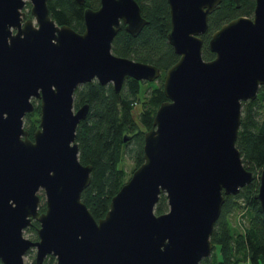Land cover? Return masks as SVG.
I'll use <instances>...</instances> for the list:
<instances>
[{
	"label": "water",
	"instance_id": "water-1",
	"mask_svg": "<svg viewBox=\"0 0 264 264\" xmlns=\"http://www.w3.org/2000/svg\"><path fill=\"white\" fill-rule=\"evenodd\" d=\"M30 3L32 17L23 7ZM83 4L85 0H76ZM221 0H167V40L177 60L163 76L166 99L143 133V161L96 219L81 199L91 164L78 158L75 129L88 104L73 108L76 86L92 78L154 80L159 66L118 55L111 44L121 23L136 35L148 19L137 0H100L86 6L84 28L57 23L47 0H0V261L27 264H198L225 194L254 173L236 145L242 101L264 84V0L252 15L215 29L202 55L208 14ZM239 5V0H234ZM39 99V125L28 136L24 117ZM129 136L124 135L126 140ZM255 196L264 212V167ZM45 194L39 210L38 190ZM160 192L168 209L154 210ZM37 220V238L23 234Z\"/></svg>",
	"mask_w": 264,
	"mask_h": 264
},
{
	"label": "trees",
	"instance_id": "trees-1",
	"mask_svg": "<svg viewBox=\"0 0 264 264\" xmlns=\"http://www.w3.org/2000/svg\"><path fill=\"white\" fill-rule=\"evenodd\" d=\"M137 1L148 21L136 35L129 33L121 23L112 40V52L153 63L160 67L163 77L165 70L178 58L166 37L170 28L168 2ZM99 4L100 0H85L83 4L76 0H47L51 17L57 23L68 24L78 31L84 28V8H96ZM254 5L255 0H239V5L234 0H221L209 12L207 29L202 34V55L205 59L214 56L208 45L212 32L234 17L252 15ZM28 16H31L29 11ZM164 99L162 82L147 91L139 80L131 78L124 82L118 92L111 85L101 84L97 80L75 90V104L82 101L89 103L86 116L76 126L75 139L79 160L91 164L90 182L82 190L81 199L96 219L104 216L111 197L130 176L126 175L122 166L124 155L132 160L133 169L143 161V133L151 126L155 110ZM137 100L141 107L136 119L132 107ZM242 105L236 145L244 166L253 171L254 177L237 193H224L221 211L210 236L212 253L203 257L198 264H264V212L255 196L259 185L258 174L264 167V84L260 85L255 98L243 100ZM39 112V103H36L34 109L27 113L24 126L30 136L36 128L30 115ZM124 135H131V138L129 136L124 140ZM44 209L45 206L40 205L39 210ZM167 209L166 195L160 192L154 210L161 213ZM234 211H240L237 222L230 218V213ZM38 224L37 220H32L28 227L35 233L33 239L37 238ZM55 262V256L48 254L39 264ZM0 264L3 263L0 261ZM27 264H37L35 257Z\"/></svg>",
	"mask_w": 264,
	"mask_h": 264
},
{
	"label": "rangeland",
	"instance_id": "rangeland-1",
	"mask_svg": "<svg viewBox=\"0 0 264 264\" xmlns=\"http://www.w3.org/2000/svg\"><path fill=\"white\" fill-rule=\"evenodd\" d=\"M27 3H28V1L26 2V4L24 5V7L22 9L25 12V16L26 17H32V15L28 16V11L30 12V3H29V5ZM142 86H144V85H142ZM140 107H141V105L139 104V100H138V103H133L132 113H133V115H134V117L136 119L139 116ZM242 107H243V105H242ZM242 107H241V109H242ZM30 118L35 122V125L37 127L39 125L40 112L39 113H32L30 115ZM25 123H26V118H24V124ZM122 166L124 167V169L126 171V175H131L132 171L134 170L133 169V163H132V160L127 155H124V157L122 159ZM38 194L40 196L39 207H40V205H44L45 206V194H44L43 190L39 189L38 190ZM239 212L240 211H234V212L230 213V218H231L232 221L237 222V218H238ZM29 226H27L24 229L23 234L25 236L30 237V238L33 239L35 233H34L33 230L28 228ZM215 250L217 251V248H215ZM34 257H35V248H31L24 255V260L26 262H28ZM240 264H247V263L246 262H242Z\"/></svg>",
	"mask_w": 264,
	"mask_h": 264
},
{
	"label": "flooded vegetation",
	"instance_id": "flooded-vegetation-1",
	"mask_svg": "<svg viewBox=\"0 0 264 264\" xmlns=\"http://www.w3.org/2000/svg\"><path fill=\"white\" fill-rule=\"evenodd\" d=\"M129 78H131V79H136V78H134V77H132V76H126L125 78H124V81H123V84H124V82H126ZM94 80H97L96 78H92V79H90V80H88V81H86V82H82V83H80V84H78L77 86H76V88L74 89V92H73V108H74V110H76L77 108H79L81 105H83V104H85V103H87L88 104V110H89V103L87 102V101H82L81 103H79L78 105L77 104H75V102H74V93H75V90L79 87H82L83 85H85L86 83H88V82H90V81H94ZM136 80H139L140 81V83L142 84V85H144L145 87H146V89H147V91H150L151 89H152V86L153 85H157V84H159L160 82H162L163 81V77L161 76V74H160V76H158L157 78H155L154 80H145V79H136ZM98 81V80H97ZM99 82V81H98ZM101 83V82H100ZM101 84H104V85H107V86H109V85H111L112 87H113V83H112V81H108V82H106V83H101ZM123 84H122V86H123ZM121 86V87H122ZM114 89V88H113ZM115 91V90H114ZM119 91V90H118ZM118 91H116V92H118ZM33 101H34V103H35V105H36V103H39V99H37V98H34L33 99ZM134 103H138V100L137 101H135ZM139 104L141 105V103H140V101H139ZM35 107V106H34ZM88 110H87V112H88ZM87 114V113H86ZM86 116V115H85ZM24 118H26L27 119V114H26V116L24 117ZM83 119V118H82ZM38 127V126H37ZM36 127V128H37ZM35 128V129H36ZM34 129V130H35ZM28 136L30 137V138H33V133H32V135L30 136L29 135V132H28ZM130 137H129V139L131 138V135H129Z\"/></svg>",
	"mask_w": 264,
	"mask_h": 264
}]
</instances>
